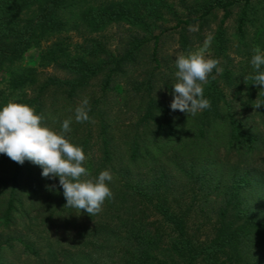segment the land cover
Returning <instances> with one entry per match:
<instances>
[{
  "label": "trees",
  "instance_id": "1",
  "mask_svg": "<svg viewBox=\"0 0 264 264\" xmlns=\"http://www.w3.org/2000/svg\"><path fill=\"white\" fill-rule=\"evenodd\" d=\"M217 12L220 70L203 84L211 106L172 111L162 89L173 95L175 72L157 57L164 22H176L190 49ZM112 25L127 27L120 50L103 37ZM152 39L154 68L144 61ZM49 40L38 66L26 65L25 53ZM257 47L264 0H0V105L28 104L57 131L71 118L85 179L105 169L114 177L93 217L65 206L59 177L0 154V264H264V130L244 112L264 102L251 79ZM85 98L90 119L76 122ZM18 217L61 226L73 240L42 252Z\"/></svg>",
  "mask_w": 264,
  "mask_h": 264
},
{
  "label": "clouds",
  "instance_id": "2",
  "mask_svg": "<svg viewBox=\"0 0 264 264\" xmlns=\"http://www.w3.org/2000/svg\"><path fill=\"white\" fill-rule=\"evenodd\" d=\"M208 42H205L206 49ZM250 63L254 69L251 79L257 86H264V51L257 47ZM176 82L173 83L174 98L170 103L172 111L179 110L196 116L208 109L210 101L204 95L203 84L215 69L218 61L197 50L175 57ZM247 79V77L245 78ZM85 98L75 109V121L90 119ZM255 106L259 108L260 105ZM41 114L33 107L18 101L0 105V154L23 165L27 160L42 168L44 178L59 177V186L66 199L65 206L95 216L102 211L106 199H111V183L114 180L109 169L102 170L94 179H85L89 172L84 166L86 154L82 146L70 141L71 118L61 122L60 130L42 123ZM50 189L52 186H49ZM46 223V222H45Z\"/></svg>",
  "mask_w": 264,
  "mask_h": 264
},
{
  "label": "rangeland",
  "instance_id": "3",
  "mask_svg": "<svg viewBox=\"0 0 264 264\" xmlns=\"http://www.w3.org/2000/svg\"><path fill=\"white\" fill-rule=\"evenodd\" d=\"M222 18V12H217L216 15H214L204 26L203 28H197L196 31H200V39L193 38L194 44L190 49H183L182 46L179 44V38H180V30L175 26V21L171 17H168V20L164 22L163 25V32H161L160 41L158 45V52L157 57L160 58L162 62V67L168 66V71L172 70L174 72L177 71L175 67V57L177 55L181 54H187L189 52H194L197 50H204V55L208 58L213 59L214 50L212 46V31H214L220 22ZM227 26L229 29V32L233 31L234 29V19H230L227 22ZM127 27H119L117 25L110 26L107 31L104 33L103 37L105 40L108 41L110 47L114 50H120L123 48V44L126 42V37L128 32H126ZM201 29V30H200ZM160 31H157L158 33ZM75 39L76 36L74 35ZM208 42V46L205 49L204 45L205 42ZM52 42V40L45 41L42 43L41 46L36 48H31L28 50L24 55V63L28 66H38L39 60L41 57V54L44 49H46L49 44ZM234 48V45H233ZM232 48V50H233ZM154 51V39H152V42L148 45V47L144 50V56L145 62L150 63V68H154L157 66L152 52ZM231 59H233V63L239 65L241 63L242 58L237 56L234 51H231ZM141 68V67H140ZM157 70V69H156ZM49 74H57L58 72L56 70H53L52 68L46 70ZM139 72V71H138ZM142 73V72H141ZM140 73V74H141ZM60 74V73H59ZM175 75V74H174ZM138 76V73L136 72V75ZM140 76V75H139ZM161 76H164V73L161 74ZM143 78V75H141ZM160 77V75H159ZM8 80V74L5 72H0V88H4L6 86V82ZM125 85V83H124ZM129 92V87L127 88ZM163 97L165 99H171L173 100L174 95L170 96L167 89L163 88ZM245 114H247L249 117L256 120L257 123H259L264 130V111L261 110V107L259 108L255 107L252 109H246L244 110ZM19 224V229L23 230V233L27 235L28 241L33 242L38 249H40L42 252H47L49 250L50 246H57L60 243H63L64 245L69 243V240L71 237L65 233L64 228L58 225H50L45 223L36 222L35 220H30V218H17L16 219ZM82 223H85V219H81ZM1 224V222H0Z\"/></svg>",
  "mask_w": 264,
  "mask_h": 264
}]
</instances>
